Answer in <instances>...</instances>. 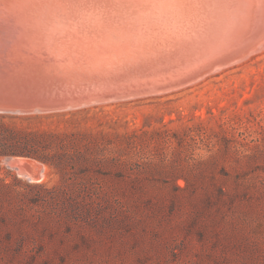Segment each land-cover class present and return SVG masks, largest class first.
I'll use <instances>...</instances> for the list:
<instances>
[{
	"label": "rangeland",
	"instance_id": "1",
	"mask_svg": "<svg viewBox=\"0 0 264 264\" xmlns=\"http://www.w3.org/2000/svg\"><path fill=\"white\" fill-rule=\"evenodd\" d=\"M263 39L160 93L0 114L53 155L33 183L0 156V264H264Z\"/></svg>",
	"mask_w": 264,
	"mask_h": 264
},
{
	"label": "water",
	"instance_id": "2",
	"mask_svg": "<svg viewBox=\"0 0 264 264\" xmlns=\"http://www.w3.org/2000/svg\"><path fill=\"white\" fill-rule=\"evenodd\" d=\"M113 1L108 11L93 0H51L56 17L47 11L40 19L0 18V114H41L155 94L207 74L196 55L201 49L171 33L168 15L175 11L144 3L116 9L120 0ZM83 10L88 15L78 16ZM235 54L214 66L242 53ZM192 55L199 57L196 66L187 62ZM7 159L31 177L44 166L24 156Z\"/></svg>",
	"mask_w": 264,
	"mask_h": 264
},
{
	"label": "bare ground",
	"instance_id": "3",
	"mask_svg": "<svg viewBox=\"0 0 264 264\" xmlns=\"http://www.w3.org/2000/svg\"><path fill=\"white\" fill-rule=\"evenodd\" d=\"M50 1L51 0H0V18L15 19L18 22L19 19H27L28 17L30 19H40L44 13L48 15L47 11L49 14L53 15L52 17H56L58 12L53 11L54 7L50 8ZM155 1H165L163 4L176 6L181 9L182 12L184 11V13L179 12L183 14L182 17L177 15V11L176 13L168 15L170 17L169 21H171L173 25L170 29L171 33L178 38L186 39L185 43L190 49H201L196 55H199L202 58V63L206 62L205 65L210 61L225 59L229 55H235V53H238L239 51L243 52L249 50L248 46L250 45L249 48H252L251 45L258 43V38L264 33V0ZM93 2L101 5L100 7H105L108 11L115 6L113 0H105L104 2L93 0ZM172 2H175L174 5L171 4ZM140 3H144L150 9L153 7L145 0H120V5H118L116 9H120V7L125 4L128 7L134 6L140 9ZM45 8L47 9L45 10ZM87 11L90 12L89 10ZM112 11L118 13V11L114 9ZM141 13L143 15H148L146 12L141 11ZM80 15L85 16L88 14L83 10L78 16ZM47 18L51 17L48 16ZM154 18L157 17L155 16L152 19ZM245 24H247L246 28L242 29ZM196 57L192 55L187 62L196 66L199 58ZM111 101H120V99L104 100L101 103H108ZM11 160L6 158L5 162L13 168V161ZM44 167L45 166H39L38 175L32 177L27 176L21 171H16L20 177L33 183L42 181L46 178L47 172L46 167Z\"/></svg>",
	"mask_w": 264,
	"mask_h": 264
},
{
	"label": "trees",
	"instance_id": "4",
	"mask_svg": "<svg viewBox=\"0 0 264 264\" xmlns=\"http://www.w3.org/2000/svg\"><path fill=\"white\" fill-rule=\"evenodd\" d=\"M2 116L7 117V115ZM5 133L0 140V156H24L33 158L44 164H53V155L50 153V145L41 140L37 135L19 137V134L12 130H7ZM138 263L146 264L143 261ZM121 264L132 263L122 262Z\"/></svg>",
	"mask_w": 264,
	"mask_h": 264
}]
</instances>
